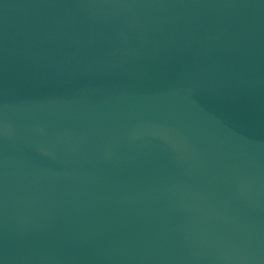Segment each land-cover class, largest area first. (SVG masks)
<instances>
[{"label":"water","instance_id":"95a60500","mask_svg":"<svg viewBox=\"0 0 264 264\" xmlns=\"http://www.w3.org/2000/svg\"><path fill=\"white\" fill-rule=\"evenodd\" d=\"M0 264H264V0H0Z\"/></svg>","mask_w":264,"mask_h":264}]
</instances>
